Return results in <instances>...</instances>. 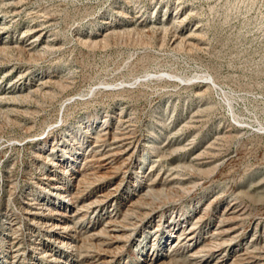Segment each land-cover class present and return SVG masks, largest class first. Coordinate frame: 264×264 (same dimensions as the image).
I'll return each instance as SVG.
<instances>
[{
	"label": "rangeland",
	"instance_id": "obj_1",
	"mask_svg": "<svg viewBox=\"0 0 264 264\" xmlns=\"http://www.w3.org/2000/svg\"><path fill=\"white\" fill-rule=\"evenodd\" d=\"M94 146L112 170L95 163L73 191L117 192L77 221L72 260H98L113 216L127 233L111 264H264V0H0V264L13 242L50 245L27 203L70 211L52 186ZM230 205L238 235L213 237ZM178 222L196 223L191 254L171 249Z\"/></svg>",
	"mask_w": 264,
	"mask_h": 264
},
{
	"label": "bare ground",
	"instance_id": "obj_2",
	"mask_svg": "<svg viewBox=\"0 0 264 264\" xmlns=\"http://www.w3.org/2000/svg\"><path fill=\"white\" fill-rule=\"evenodd\" d=\"M33 33V32H32ZM39 35V34H38ZM37 39V36H36ZM40 39V38H39ZM33 39H31L32 41ZM35 40V39H34ZM33 40V42H34ZM38 41V39H37ZM36 42V40H35ZM33 44V43H32ZM26 50V49H25ZM109 133V132H108ZM113 133V132H112ZM110 134V133H109ZM115 134V133H114ZM105 135V134H104ZM116 135V134H115ZM118 135V133H117ZM124 135V134H122ZM106 136V135H105ZM112 136V135H111ZM105 138V137H104ZM107 139L112 138L110 136H106ZM105 138V139H106ZM115 138V137H114ZM112 138V139H114ZM118 138V137H116ZM129 138V137H128ZM118 139H121L118 138ZM106 141V140H105ZM115 141V139H114ZM119 141V140H118ZM124 141V140H123ZM109 142V140H108ZM119 143V142H118ZM123 143V142H122ZM125 143V142H124ZM103 144V143H102ZM114 144V143H113ZM133 144V143H131ZM116 145V144H115ZM121 145V144H120ZM119 145V146H120ZM134 145V144H133ZM117 146V145H116ZM115 146V147H116ZM102 147V146H101ZM113 147V145H112ZM121 147V146H120ZM127 147V146H126ZM135 147V146H134ZM109 147L108 149H110ZM118 148V146H117ZM98 149H100L98 147ZM107 149V148H105ZM125 149V148H124ZM112 150V149H110ZM126 150V149H125ZM91 152L86 156L85 162L80 169V171H75V173L71 174L70 182L68 184H64V186H52L54 189H61L64 190L62 192H54V196H58V198H64L67 202V205L65 206L67 209L70 211H65V212H54L52 214H47L46 209H45V204L42 201H35L34 203L31 202V204L28 202L27 207L25 208V214L27 217V220L30 221L38 230L39 232L42 231L43 235L46 237V241L50 243V245H47L44 240H36L35 242L31 243V249L27 253L22 252L23 250L20 248L19 244L16 242H13L9 244L11 249L10 253L13 256V261L11 264H53V263H58V264H85L84 261H77L72 260L74 257V252H76V248L78 247V232L75 229L76 224H78V220L81 219L82 217L89 216L92 211H94V205L98 202H102L101 204L103 205H108L110 203L109 198L112 197V195L117 192L116 188H105L100 191L99 196L97 197H82V195H79L77 192L79 190L80 183H83L84 177H87L84 172H87L88 169H92V166L96 163L98 164L100 170L106 171V173L112 170V166L106 161V153L103 152L101 153L100 151L97 150V147L94 146ZM104 151V150H103ZM122 151V150H121ZM135 151V150H134ZM110 152V151H109ZM118 152V150H117ZM115 154L114 152H112ZM111 153V154H112ZM110 154V156H111ZM118 154V153H117ZM128 154V153H127ZM115 156V155H114ZM113 156V158H114ZM128 156V155H127ZM131 156V155H130ZM120 157V156H119ZM109 159V158H108ZM115 159V158H114ZM128 159V158H127ZM117 160V159H116ZM114 160V161H116ZM124 159H122L123 161ZM46 161V160H45ZM109 161V160H108ZM121 161V162H122ZM68 162V161H67ZM111 162V161H110ZM115 163V162H113ZM120 163V162H119ZM118 163V164H119ZM117 164V165H118ZM112 165V164H111ZM123 165V164H122ZM95 166V165H94ZM121 166V164H120ZM114 167V166H113ZM116 168V167H115ZM90 169V170H91ZM96 169V168H95ZM152 170V169H151ZM93 171V170H92ZM103 171V172H104ZM102 172V171H101ZM69 172H65V174H68ZM100 173V171H99ZM98 173V174H99ZM112 173V172H111ZM114 173V172H113ZM162 173V172H161ZM169 173V172H168ZM102 174V173H101ZM117 174V173H116ZM148 174V173H147ZM164 174V173H163ZM109 175V174H108ZM119 175V174H118ZM168 175V174H167ZM172 175V174H171ZM138 176V175H137ZM160 176V174L157 176ZM166 176V175H165ZM173 176V175H172ZM70 177V176H69ZM105 177V176H104ZM102 177V178H104ZM139 177V176H138ZM152 178V177H151ZM171 178V176H170ZM175 176H173V179ZM101 179V177H100ZM115 179V178H114ZM46 180H56L55 177H46ZM111 180V179H110ZM160 180V179H159ZM169 179H167L168 181ZM171 180V179H170ZM150 181V180H149ZM153 181V180H152ZM151 181V182H152ZM155 181V180H154ZM153 181V182H154ZM158 181V180H157ZM113 182V181H112ZM138 182V181H137ZM160 182V181H159ZM48 183V182H47ZM104 183V182H103ZM108 183V182H107ZM110 183V182H109ZM141 183V182H140ZM150 183V182H149ZM155 183V182H154ZM164 183V182H163ZM102 184V183H101ZM105 184V183H104ZM103 184V185H104ZM148 184V183H147ZM170 184V183H169ZM112 185V184H111ZM151 184H148L150 186ZM156 185V184H154ZM158 185V184H157ZM161 185V184H160ZM166 185V184H165ZM100 186V185H99ZM153 186V185H152ZM143 187V186H142ZM151 187V186H150ZM149 187V188H150ZM93 188V187H92ZM138 188V187H137ZM153 188V187H151ZM150 188V189H151ZM76 190L77 192H74L73 190ZM118 189V188H117ZM100 190V189H99ZM145 190V189H144ZM152 191V190H151ZM51 192V191H50ZM135 192V191H134ZM143 192V191H142ZM81 193V192H80ZM96 193V192H95ZM94 193V194H95ZM99 193V192H98ZM141 193V192H140ZM78 194V195H77ZM84 194V193H83ZM142 194V193H141ZM136 195V194H135ZM86 196V195H84ZM94 196V195H93ZM114 196V195H113ZM213 198V197H212ZM101 199L100 201H98ZM103 199V200H102ZM135 199V198H134ZM217 200V199H216ZM136 201V200H135ZM214 201V200H213ZM117 202V201H116ZM132 202V201H131ZM216 202V201H215ZM236 202V201H235ZM134 204V203H133ZM236 204V203H235ZM99 205V204H98ZM126 205V204H125ZM130 205V204H129ZM239 205V204H238ZM97 206V205H96ZM127 206V205H126ZM240 206V205H239ZM24 207V206H23ZM133 207V206H132ZM98 209V208H97ZM96 209V210H97ZM105 209V208H104ZM241 210V209H240ZM236 205H230L229 207H226L222 212V220L221 215H220V220L219 223L216 225L215 232L212 233L213 237L215 236L216 238H223L227 237L232 239L235 238L238 233H239V228L236 225L237 221H240V218L245 215L240 211ZM205 211V210H204ZM244 211V210H243ZM101 212V211H100ZM198 212V211H197ZM114 213V212H113ZM152 213V212H151ZM205 213V212H204ZM115 214V213H114ZM199 214V213H198ZM202 214V213H201ZM200 214V215H201ZM94 215V214H92ZM199 215V217H200ZM24 217V216H23ZM93 217V216H91ZM117 217V216H116ZM154 217V216H153ZM158 217V216H157ZM214 217V216H213ZM219 217V216H218ZM95 218V217H94ZM192 218V217H191ZM117 219V218H116ZM199 218H197L196 223H198ZM201 219V218H200ZM222 220V222H221ZM243 220V219H242ZM149 221V220H148ZM152 221V220H151ZM212 221V220H211ZM177 222V221H176ZM100 223V222H99ZM116 220L113 216H110L106 219V224L108 225V235L112 238V243L108 244L105 246L106 249L102 251L103 253L99 254L97 256V261L95 263L92 262V264H111L113 261V258L111 256V249L114 247V249H117L115 246L120 244L121 241V236H123L125 233L123 228L118 229L117 226L115 225ZM196 223L192 222H185L183 226L179 225V222L173 226L175 230H177L176 235L174 237L176 240L171 244V249H179V248H185L189 250L190 252H195L197 248H199V232L196 229ZM200 223V222H199ZM20 224V223H19ZM104 224V225H106ZM118 224V222L116 223ZM29 225V224H28ZM143 225V224H142ZM146 225V224H145ZM149 225V224H148ZM31 227V226H30ZM121 227V226H120ZM119 227V228H120ZM241 227V226H240ZM125 228V227H124ZM143 228V227H142ZM200 228V227H199ZM208 228V227H207ZM126 230V229H125ZM204 230V229H202ZM206 230V229H205ZM98 231V225L94 224L93 226L90 227V229L85 233L87 235H90L91 237H94L96 239L98 236L97 235ZM105 231V230H104ZM153 231V230H152ZM200 231V230H199ZM244 231V230H243ZM151 232V231H150ZM241 232V231H240ZM242 233V232H241ZM105 234V233H104ZM129 234V233H128ZM204 234V232H203ZM264 234V233H263ZM40 235V234H39ZM82 235V234H81ZM79 235V236H81ZM131 235V234H130ZM205 235V234H204ZM100 237V236H99ZM105 237V236H104ZM107 237V236H106ZM128 238V237H127ZM221 238V239H222ZM106 239V238H105ZM210 239L209 237H206L205 241H208ZM252 239V238H251ZM263 239V238H262ZM254 240V239H253ZM252 240V241H253ZM258 240V239H257ZM106 241V240H105ZM109 241V240H108ZM160 241V240H159ZM226 241V240H225ZM224 241V242H225ZM251 241V240H250ZM203 243V242H202ZM209 243V242H208ZM214 243V242H213ZM217 243V242H216ZM221 243V242H220ZM226 243V242H225ZM253 243V242H252ZM260 243V242H259ZM263 243V242H262ZM207 244V243H206ZM224 244V243H223ZM221 244V245H223ZM228 244V243H227ZM238 244V243H237ZM248 244V243H247ZM208 246V245H207ZM224 246V245H223ZM234 246V245H233ZM214 247V246H211ZM249 247V246H248ZM260 247V246H259ZM102 248V245H101ZM247 248V247H246ZM256 248V247H255ZM8 249V248H7ZM67 249L68 252H66L65 256H58L63 254V250ZM205 249V248H204ZM211 249V248H210ZM235 249V248H234ZM252 249V248H251ZM254 249V248H253ZM258 249V248H256ZM263 249V248H262ZM170 250V249H169ZM209 250V249H208ZM219 250V249H218ZM224 250V249H223ZM237 250V249H236ZM244 250V249H243ZM259 250V249H258ZM261 250V249H260ZM73 254H72V252ZM113 251V250H112ZM232 251V250H231ZM238 251V250H237ZM71 252V253H70ZM115 252V251H114ZM179 252V251H178ZM205 252V251H204ZM203 252V254H204ZM218 252V251H217ZM226 252V251H225ZM253 251H251L252 253ZM255 252V251H254ZM253 252V253H254ZM9 253V254H10ZM77 253V252H76ZM171 253V250H170ZM173 253V252H172ZM181 253V252H180ZM188 253V254H189ZM200 253V252H199ZM239 253V252H238ZM38 254L39 256H35ZM142 254V253H141ZM169 254V253H168ZM177 254V253H176ZM191 254V253H190ZM194 254V253H193ZM192 254V255H193ZM207 254V252H206ZM214 254V253H213ZM257 254V253H256ZM261 254V253H260ZM264 254V253H262ZM261 254V255H262ZM187 255V254H186ZM201 255V254H200ZM228 255V254H227ZM233 255V254H231ZM254 255V254H253ZM250 254L249 250H244L240 252L239 258H243L245 260L246 264H260L261 262V257H256V255L253 256ZM92 256V255H91ZM171 256V255H170ZM175 256V255H174ZM188 256V255H187ZM199 256V255H198ZM220 256V255H219ZM230 256V255H229ZM11 257V256H10ZM168 257V256H167ZM173 257V256H172ZM171 257V260H172ZM189 257V256H188ZM192 257V256H191ZM238 257V256H237ZM206 258V257H205ZM210 258V257H209ZM208 258V259H209ZM236 258V257H235ZM80 259V258H79ZM90 259V258H89ZM95 259V258H94ZM139 259V258H138ZM141 259V258H140ZM145 259V258H144ZM233 259V257H232ZM237 259V258H236ZM7 260V259H6ZM88 260V259H87ZM117 260V259H116ZM163 260V259H162ZM170 260V261H171ZM193 260V259H191ZM199 260V259H198ZM230 260V259H229ZM234 260V259H233ZM264 260V259H263ZM11 261V260H10ZM89 261V260H88ZM119 261V260H118ZM141 261V260H140ZM196 261V260H195ZM216 261V260H215ZM211 264H225V262L221 261H216ZM231 261V260H230ZM237 261V260H236ZM235 261V262H236ZM91 262V261H90ZM160 262L159 260H156L152 264H158ZM194 262V261H193ZM208 262V261H207ZM239 262V261H238ZM89 263V262H88ZM161 263H163L161 261ZM165 263V262H164ZM163 263V264H164ZM202 263V262H201ZM200 263V264H201ZM229 263V262H228ZM232 263V261H231ZM230 263V264H231ZM243 263V262H241ZM90 264V263H89ZM151 264V263H150ZM198 264V263H197ZM206 264V263H205Z\"/></svg>",
	"mask_w": 264,
	"mask_h": 264
}]
</instances>
